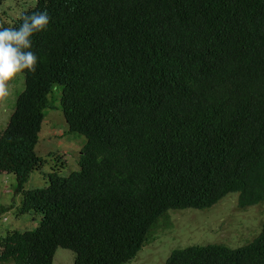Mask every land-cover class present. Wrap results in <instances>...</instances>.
Instances as JSON below:
<instances>
[{"label":"trees","instance_id":"trees-1","mask_svg":"<svg viewBox=\"0 0 264 264\" xmlns=\"http://www.w3.org/2000/svg\"><path fill=\"white\" fill-rule=\"evenodd\" d=\"M36 11L51 17L32 37L37 69L0 128V172L20 199L0 213L40 218L0 233V264H52L57 246L71 264H122L168 208L229 191L239 207L264 201V0H35L0 25ZM53 83L85 137L78 168L25 187ZM162 264H264V220L244 244H188Z\"/></svg>","mask_w":264,"mask_h":264},{"label":"rangeland","instance_id":"rangeland-1","mask_svg":"<svg viewBox=\"0 0 264 264\" xmlns=\"http://www.w3.org/2000/svg\"><path fill=\"white\" fill-rule=\"evenodd\" d=\"M34 1L1 0L0 15L3 18L7 16V19L9 15L15 17ZM22 86V72L8 81L9 94L0 100V128L5 125L15 95ZM47 97L49 105L43 108V118L34 145L43 162L41 167L30 171L25 187L44 185L46 172L51 169L64 174L78 168V153L85 140L82 134L67 129L59 103L60 84L53 83ZM14 182L11 172H0V205L19 201L20 194L13 192ZM236 195V191H229L204 208H168L156 219L144 244L122 264H162L171 249L188 244L216 242L237 246L248 242L257 234L264 220V201L239 207ZM15 207L0 213V233L12 228H33L37 224L39 213L28 211L15 215ZM73 254L71 249L57 246L52 264H71Z\"/></svg>","mask_w":264,"mask_h":264},{"label":"clouds","instance_id":"clouds-1","mask_svg":"<svg viewBox=\"0 0 264 264\" xmlns=\"http://www.w3.org/2000/svg\"><path fill=\"white\" fill-rule=\"evenodd\" d=\"M18 15L19 13L16 16ZM0 17L7 19V16ZM15 17L9 15L8 19L11 21ZM20 20L19 26L0 25V100L8 96V81L18 73L36 72L39 57L31 50L32 37L47 30L51 17L47 11H36L22 14Z\"/></svg>","mask_w":264,"mask_h":264}]
</instances>
